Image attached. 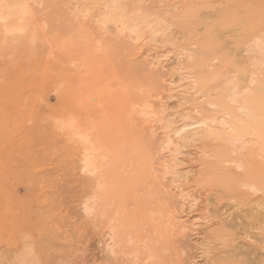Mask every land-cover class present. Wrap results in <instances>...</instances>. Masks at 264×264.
Here are the masks:
<instances>
[{
    "label": "rangeland",
    "instance_id": "rangeland-1",
    "mask_svg": "<svg viewBox=\"0 0 264 264\" xmlns=\"http://www.w3.org/2000/svg\"><path fill=\"white\" fill-rule=\"evenodd\" d=\"M22 1L0 0V264H264V103L241 102L264 0Z\"/></svg>",
    "mask_w": 264,
    "mask_h": 264
},
{
    "label": "bare ground",
    "instance_id": "bare-ground-1",
    "mask_svg": "<svg viewBox=\"0 0 264 264\" xmlns=\"http://www.w3.org/2000/svg\"><path fill=\"white\" fill-rule=\"evenodd\" d=\"M50 2H53V1H50ZM55 2H56V1H55ZM92 2H95V1H92ZM44 3H45V2H44ZM89 3H90V2H89ZM89 3H86V4H89ZM95 3L98 4L99 2H95ZM51 4H52V3H51ZM97 4H96V5H97ZM110 4H111V3H108V6H109V7L107 6V8H106V9H107V13L109 14L108 16H106V20H108V21L110 20V22H111V21H112V18H113V15L117 12V8H118L120 5L117 7L116 3H114V2L112 3V5H110ZM122 4H123V2L121 3V5H122ZM0 5H4V4H3V3H0ZM11 5H12V4H11ZM44 5H45V4H44ZM84 6H86V5H84ZM87 6H88V5H87ZM25 7H26V6H25V4H24V2H23L22 0H16V2H15L14 5H13V8H14V9H15V8H18V9H17V12H15V13H20L19 16L22 15V14H24L25 12H26V13L28 12V11H23V10H22V9L25 8ZM47 7H48V6H47ZM103 7H104V6H103ZM122 7H123V6H122ZM122 7H120V8L122 9ZM32 8H33V7H32ZM94 8H95V7H94ZM120 8H118V12H117V13H118V17H116L117 19L115 18L116 21L119 20V17L121 18V16H119V15H121V14H119V13H120V10H121ZM14 9H13V10H14ZM26 9H27V8H26ZM119 9H120V10H119ZM123 9H124V11L126 10L125 8H123ZM15 10H16V9H15ZM15 10H14V11H15ZM24 10H25V9H24ZM102 10H103V9H101V11H102ZM216 10H217V9H216ZM22 11H23V12H22ZM33 11H34V10H33ZM104 11H106V10H104ZM131 11H132V10H131ZM230 11H231V10H230ZM21 12H22V13H21ZM34 12H35V11H34ZM224 12H225V11H224ZM239 12H240V11H239ZM12 13L14 14L13 11H12ZM78 13H79V12H78ZM88 13H89V12H88ZM117 13H116V15H117ZM122 13H123V12H122ZM124 13H127V12H124ZM124 13H123V14H124ZM128 13H129V11H128ZM128 13H127V14H128ZM135 13H136V12H135ZM28 14H29V13L26 14L27 17H28ZM110 14H111V15H110ZM123 14H122V15H123ZM127 14H126V15H127ZM29 15H30V14H29ZM93 15H94V14H93ZM101 15H102V14H101ZM106 15H107V14H106ZM126 15H125V16H126ZM136 15H137V14H136ZM140 15H141V14H140ZM22 16H23V15H22ZM26 16H25V17H26ZM51 16H52V15H51ZM123 16H124V15H123ZM114 17H115V15H114ZM17 18H18L19 20H21L19 17H17ZM52 18H53V17H52ZM122 18H123V17H122ZM133 18H134V17H133ZM146 18L148 19V15H147ZM183 18H184V17H183ZM30 19H31V17H29L28 19L26 18V21H27V22H25V24L29 23L28 21H29ZM104 19H105V18H104ZM113 19H114V18H113ZM115 19H114V20H115ZM123 19H125V18H123ZM129 19H130V18H129ZM129 19H128V20H129ZM140 19H142V18H140ZM147 19H146V20H147ZM120 20L123 21L122 19H120ZM120 20H119V21H120ZM100 21H102V20H100ZM144 21H145V20H144ZM16 22H18V20H16ZM112 22H113V21H112ZM20 23H21V22H20ZM104 23H105V22H104ZM107 23H108V22H107ZM127 23H128V22H127ZM147 23H148V22H147ZM25 24H22V23H21L22 26L24 25L23 27L21 26L22 29H23L25 26L28 25V24H27V25H25ZM125 24H126V23H125ZM186 24H187V23H186ZM55 25H56V24H55ZM107 25H108V24H107ZM134 25H135V24H134ZM148 25H149V24H148ZM151 26H152V25H151ZM21 27H20V28H21ZM244 27H245V26H244ZM26 28H27V27H26ZM26 28H25V29H26ZM57 28H58V27H57ZM25 29H24V30H25ZM26 30H27V29H26ZM56 30H57V29H56ZM51 31H53V30H51ZM57 31H59V30H57ZM38 32H39V31H38ZM231 32H232V31H231ZM47 33H48V32H47ZM220 33H221V32H220ZM39 35H40V33H39ZM72 35H74V34H72ZM223 35H224V34H223ZM75 36H76V34H75ZM209 36H210V35H209ZM38 37H39V36H38ZM38 37H37V38H38ZM47 37H48V36H47ZM81 37H82V36H81ZM37 38H36V39H37ZM48 38H49V37H48ZM55 38H56V36H55ZM77 38H78V37H77ZM38 39H39V38H38ZM262 39H263V40H262ZM262 39L259 40L258 42H256V45L253 46V47H254L253 50L255 51V53L258 54V56H259V55L264 56V38H262ZM49 40H50V39H49ZM52 40H53V39H52ZM54 41H55V40H54ZM37 42H38V41H37ZM39 42H40V41H39ZM39 42H38V43H39ZM22 44H23V43H22ZM76 44H77V43H76ZM230 44H231V43H230ZM83 45H85V44H83ZM103 45H104V44H103ZM38 46H39V45H38ZM38 46H37V49H38ZM68 46H69V45H68ZM99 46H100V45H99ZM25 47H27V46H25ZM34 47H35V46H34ZM41 47H42V46H41ZM41 47L39 46V48H41ZM77 47H78V46H77ZM102 47H103V46H102ZM83 49H84V48H83ZM221 49H222V48H221ZM46 50H47V49H46ZM46 50H45V51H46ZM65 50H66V49H65ZM67 51H68V50H67ZM38 52H39V51H38ZM76 52H77V51H76ZM100 52H101V51H100ZM109 52H110V51H109ZM33 53H34V52H33ZM39 53H40V52H39ZM39 53H38V54H39ZM67 53H68V52H67ZM83 53H84V52H83ZM225 53H226V52H225ZM79 54H80V53H79ZM209 54H210V53H209ZM227 54H228V53H227ZM231 54H232V53H231ZM30 56H31V55H30ZM30 56H29V57H30ZM82 56H83V55H82ZM43 59H44V58H43ZM45 59H46V58H45ZM257 59H258V58H257ZM52 60H53V58H52ZM28 61H29V60H27V62H28ZM33 61H34V60H33ZM44 61H45V60H44ZM84 62H85V61H84ZM194 62H195V61H194ZM232 62H233V61H232ZM5 63H6V62H5ZM48 63H49V62H48ZM50 63H51V62H50ZM259 63H260V62H259ZM263 63H264V62H263ZM14 64H15V63H14ZM70 64H71V63H70ZM53 65H54V64H53ZM6 66H7V65H6ZM35 66H36V65H35ZM49 66H50V65H48V67H49ZM51 66H52V64H51ZM195 66H196V65H195ZM36 67H38V66H36ZM41 68H42V67H41ZM41 68H40V69H41ZM51 68H53V67H50L49 69H51ZM26 69H27V68H26ZM36 69H37V68H36ZM40 69H38V70H36V71H39ZM55 70H56V68H55ZM202 71H203V70H202ZM47 72H48V70H47ZM47 72H46V73H47ZM46 73H45V74H46ZM195 73H196V72H195ZM209 73H210V72H209ZM30 74H31V73H30ZM244 74H245V73H244ZM28 75H29V74H28ZM28 75H27V76H28ZM39 75H40V74H39ZM51 76H52V75H51ZM196 77H197V76H196ZM263 77H264V76H263ZM28 79H29V77H28ZM201 79H202V78H201ZM12 80H13V79H12ZM26 80H27V79H26ZM12 82H13V81H12ZM253 82H254V81H253ZM255 84H256V85H255L254 87H256V88L258 87V89H260V90L262 89V90L264 91V78H258V79H256ZM229 85H230V84H229ZM237 85H238V84H237ZM240 85H241V84H240ZM211 87H212V86H211ZM252 88H253V87H252ZM252 88H251V89H252ZM237 89H238V88H237ZM262 90H261V91H262ZM214 92H215V91H214ZM233 92H234V91H233ZM237 93H239L238 90H237ZM220 95H221V94H220ZM32 96H33V95H32ZM39 98H40V97H39ZM204 98H205V97H204ZM4 99H5V98H4ZM234 99H235V97H234ZM40 101H41V100H40ZM231 101H232V100H231ZM235 101H236V100H235ZM241 102H243V104H244V105H243V108H244V110L246 111L245 116H247V118H248L249 120H253V121L257 120V119H258V112H259V111H258V109H259L258 106H259V104L264 103V96H263V95H257L256 92L254 91V89H252V90H250L248 93H246V94L243 96ZM234 103H235V102H234ZM20 104H21V103H20ZM221 104H222V103H221ZM28 107H29V106H28ZM207 108H208V107H207ZM230 108H231V107H230ZM236 108H237V107H236ZM243 108L241 107L242 110H243ZM27 110H28V109H27ZM244 110H243V111H244ZM222 111L224 112V110H222ZM24 112H25V111H24ZM226 114H227V113H226ZM242 114H244V113L242 112ZM228 115H229V114H228ZM213 120H214V119H213ZM215 122H216V121H215ZM224 122H225V121H224ZM228 122H229V121H228ZM212 123H213V122H212ZM212 123H211V125H213ZM252 123H253V122H252ZM222 124H225V123H222ZM228 125H229V124H228ZM218 126H219V125H218ZM224 126H225V125H224ZM224 126H223V128H224ZM226 126H227V125H226ZM229 126H230V125H229ZM229 126H228L227 128H229ZM209 127H210V126H209ZM209 127H208V128H209ZM213 127H214V126H213ZM216 128H217V127H216ZM221 128H222V127H221ZM227 128H226V129H227ZM203 129H204V128H203ZM218 129H220V128L218 127ZM218 129H217V130H218ZM251 129H252V128H251ZM210 130H211V129H210ZM224 131H225V130H224ZM231 131H232V130H231ZM242 131H243V130H242ZM251 131H252V130H251ZM205 133H206V132L203 130V134H205ZM209 133H210V132H209ZM225 133H226V131H225ZM234 133H235V132H234ZM257 133H258V132H257ZM219 134H220V133H219ZM227 134H228V133H227ZM241 134H242L241 131H238V132H237L238 137H239V135H241ZM259 134H263V133H259ZM205 135H206V134H205ZM205 135H204V136H205ZM210 135H211V134H210ZM222 135H223V134H222ZM229 135H230V134H229ZM237 135H236V133H235L236 138H237ZM223 136H225V135H223ZM223 136H219V137L222 138ZM210 137H211V136H209V138H210ZM223 138H224V137H223ZM236 138H235V139H236ZM239 138H240V137H239ZM224 139H225V140H228V138H226V136H225ZM255 139H256V137H255ZM262 139H263V138H262ZM207 140H208V139H207ZM236 141H237V140H236ZM228 142H229V140H228ZM230 142H231V143L233 142L232 145L234 144V145H233L234 147H235L237 144H239V143L237 142L236 145H235L234 141H230ZM230 142H229V143H230ZM226 143H227V142H226ZM240 144H242V143L240 142ZM229 152H232V151H229ZM220 154H221V153H220ZM255 154H256V153H255ZM208 156L211 157V155H208ZM213 156H214V153H213ZM217 156H218V155H217ZM205 159H206V158H205ZM222 159H223V158H222ZM222 159H220V160H222ZM236 160H237V159H236ZM207 162H209V160H208ZM231 162H232V161H231ZM235 162H237V161H235ZM238 162H239V160H238ZM205 163H206V162H205ZM217 163H219V160H218ZM221 163L223 164V161H222ZM239 164H240V163H239ZM239 164H237V165H239ZM208 165H209V164H208ZM211 166H213L212 163H211ZM235 166H236V165H235ZM200 168H201V167H200ZM213 168H214V169H213ZM213 168L208 167V173H209L210 176L214 175V174H215V171H217V169H218V168H217V169L215 170L216 165H215ZM212 169H213L214 171H212ZM201 170H202V169H201ZM201 170H200V171H201ZM204 171H205V170H204ZM223 172H224V171H223ZM216 174H217V173H216ZM216 174H215V175H216ZM247 174H248V173H247ZM225 176H226V175H224V177H225ZM246 177L249 178L248 176H246ZM213 178H214V177H213ZM227 178H228V176H227ZM230 178H231V177H230ZM206 179H207V178H206ZM214 179H216V178H214ZM221 179H225V178H221ZM234 179H235V178H234ZM234 179H233V180H234ZM252 179H253V178H252ZM252 179H251V180H252ZM259 179H260V178H259ZM249 180H250V179H249ZM215 181H216V180H215ZM217 181H218V180H217ZM219 181H221V180H219ZM219 181H218V182H219ZM229 181H230V180L228 179V181H227V180L225 181L226 183L223 182V181H222V183H221V182H220V183H221V184L224 183L223 185H226V184L228 185V183H231L232 180H231L230 182H229ZM245 182H246V181H245ZM220 183H219V184H220ZM236 183H237V181H236ZM202 184H203V183H202ZM217 184H218V183H217ZM221 184H220V185H221ZM241 184H243V182H241ZM241 184H240V185H241ZM212 190H213V189H212ZM228 190H230V189H228ZM252 190H253V189H252ZM258 191H259V190H258ZM151 192H152V191H151ZM222 192L224 193V191H222ZM247 193H248V192H247ZM223 195H224V194H223ZM223 197H225V196H223ZM159 198H160V197H159ZM116 200H117V199H116ZM121 201H122V199H121ZM116 202H117V201H116ZM118 202H119V201H118ZM113 204H114V203H113ZM115 204H117V203H115ZM115 204H114V205H115ZM252 209H253V208H252ZM262 209H263V208H262ZM112 210H113V209H112ZM254 210H255V209H254ZM262 211H263V210H262ZM235 212H236V211H235ZM256 212H257V211H256ZM254 213H255V212H254ZM257 213H258V212H257ZM216 214H217V213H216ZM236 214H237V213H236ZM246 214H247V213H246ZM212 216H213V215H212ZM242 217H243V216H242ZM222 220H223V219H222ZM235 222H236V221H235ZM227 224H228V223H227ZM249 227H250V226H249ZM256 227H257V226H256ZM237 233H238V232H237ZM237 248H238V247H237ZM115 251H116V250H115ZM244 251H245V250H244ZM229 252H230V251H229ZM235 252H236V251H235ZM247 252H248V251H247ZM252 252H253V251H252ZM227 254H228V253H227ZM250 254H251V253H250ZM235 255H236V254H235ZM243 255H244V254H243ZM245 255H246V253H245ZM248 256L250 257V255H248ZM250 258H251V257H250ZM245 259H246V258H245ZM225 260H226V259H225ZM175 262H176V261H175Z\"/></svg>",
    "mask_w": 264,
    "mask_h": 264
}]
</instances>
